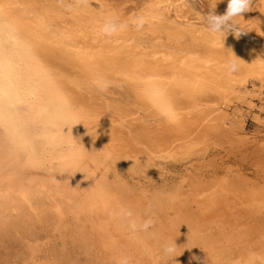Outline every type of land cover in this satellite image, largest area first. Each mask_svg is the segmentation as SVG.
I'll return each mask as SVG.
<instances>
[{"label": "bare ground", "instance_id": "obj_1", "mask_svg": "<svg viewBox=\"0 0 264 264\" xmlns=\"http://www.w3.org/2000/svg\"><path fill=\"white\" fill-rule=\"evenodd\" d=\"M61 1L0 0V128L5 136L3 142L4 144L6 143V145L0 144V205H4V202L10 204L11 194L14 193L19 201L20 208L29 207L32 201L36 200V194L39 195L42 190H52L53 194L49 202L53 210L50 209L55 211V214L60 218H62L61 216L72 214L74 220L78 223L83 241L98 238V241H100L97 242L96 240L95 244L96 242H101V246L98 247H102L103 250H109V252L107 251L109 256L112 251L113 254L111 255L113 256L110 257L116 261L120 254L118 250L114 252V248H116L114 240L116 237L112 236L115 234L114 231L112 230L113 233L110 231L112 235L109 234L111 228L108 230L110 226L104 224L105 221L101 222L104 219L94 221L88 215L87 210L91 208H89L88 204L86 207L83 206V203L86 202L82 200L83 198L78 199L77 195H80V193H76L75 198L72 199L70 195L67 196L59 188H54L43 181L35 183L30 178H27L26 184L23 185L20 182L22 172L28 167L27 161L32 157L24 154L25 159H27L22 165L13 160L19 157L21 150L26 151L28 149L31 155L41 153L48 158L52 165L59 169L62 182L59 184L65 183L69 178H80L89 188L94 186V191L91 190L90 195H98V191L95 189L97 179L95 174L89 170V167L92 164L101 166L103 162H119V160H115L113 158L114 153H110L111 150L109 149V152L100 143L102 135H106L104 134L105 131L103 133L100 128L102 125L97 121L98 118L96 120L99 114L92 109L91 105L92 97L97 96L96 94L103 95L91 86L92 79L102 76L111 81V86L118 85L120 89V85L126 87L132 103L138 108L137 110L147 112V115L161 122H157L158 124L163 125L162 134L157 132L159 134L158 139L155 137L156 133L151 134L152 132L150 133L148 130L143 136L147 140L152 141L151 143L146 140L147 142L160 147L167 142L169 135L175 137L170 139V141H173L177 138L182 140L184 137L189 136V133L193 134L187 126L186 129L181 127L178 128L180 130H175L174 125L178 126L180 123L183 124L182 122L189 123L190 121L186 120H189L192 113H198V116H200L204 110H201L200 104L211 96L214 95V98L216 96L218 98L223 97L239 82L256 80L258 84L262 76H264V54L258 53L249 44L250 42H246L247 40H243L241 36L237 37L233 32L228 33L225 38L223 35H210L204 22L205 20L203 21L200 14L186 0H129L136 7H142L140 9L136 8L137 11L134 14L154 17L150 21L155 27V31L152 33L154 35L150 33L151 36H147L149 34L142 36V33L136 38L134 35L131 37L132 32L126 31L127 28L110 38L104 36L100 30L108 16L113 14L124 16L125 13H120L121 7L114 8V10L109 9L115 11L113 13L103 9L104 14L100 11L97 16H95L96 14L94 16L89 14V16L85 17L83 16L84 14L80 15L75 11L70 14L67 10L61 11V9L65 8ZM70 2L68 3L70 4ZM121 2H126V0ZM115 3H118V1ZM101 4L103 8L108 10L104 0L103 2L101 0ZM80 7L78 8L79 10ZM78 9L76 10L78 11ZM248 13H242L240 18L247 19L246 15ZM127 18L129 16L124 18L123 21ZM260 21L264 23V15H262V20ZM161 30H164L162 34L164 39L161 38L159 40L160 36L158 34ZM141 31L143 30L138 32ZM143 32H146L145 29ZM137 34L135 32V35ZM233 53L238 59H241L239 61L241 67L235 74L228 76L226 61ZM122 89L124 88L122 87ZM209 100L206 102L210 103L211 100ZM118 102L121 103L120 101ZM215 104H208L211 105L208 109L213 108L212 105L216 107ZM122 105L124 106L125 104ZM202 106L203 108L208 107L203 104ZM110 108L112 107L109 105L105 106V110L109 112ZM116 110L119 112L125 111ZM215 111H213L214 114ZM119 112L117 118H121L119 117ZM129 112L126 110L124 114ZM206 116L204 115L201 119ZM195 117L197 119V116ZM215 118V115H213L207 119L212 121ZM92 119L96 121L90 122ZM102 119L103 117L99 121L107 118ZM198 122L200 123V120ZM77 123L80 124L75 125ZM204 123L206 124L207 122ZM105 125L103 124L104 127ZM196 125L193 126L197 129L201 126L200 124L199 126ZM112 127L114 129L108 127V132L113 131V134H118L119 139L121 137L120 134L125 133L121 138L125 137L122 140L125 139V142H129L128 145H130L132 141L129 139V135L126 132H122L123 129L118 128L119 126L116 129L115 126L112 125ZM157 127L160 126L158 125ZM110 128L112 131L109 130ZM204 128L206 129V127ZM172 129L175 131L171 132ZM217 129L219 128L217 127ZM144 131L146 130L144 129ZM192 131H195V129ZM106 134L108 135V133ZM108 136H106V139L109 138L110 140L112 135L111 137L110 135ZM153 137L156 138V141L152 139ZM116 138L117 135L114 139ZM192 138L194 137L192 136ZM122 140H120L121 143L123 142ZM197 140L196 142H198ZM117 141L119 144L118 149L121 147L120 149L122 150L119 140ZM159 141L161 142L159 143ZM180 142L179 144L181 145L182 143ZM194 142H191V144ZM112 144L114 145V143ZM191 144L185 147L191 149ZM122 145H125L124 142ZM170 147L172 146L170 145ZM173 147L175 146L173 145ZM125 150L130 149L127 148ZM125 150L120 153L122 154ZM160 150L158 151L161 152ZM184 150L182 153H184ZM89 152L99 154L101 158L90 159L88 158ZM7 153H9L11 158L4 160L3 157ZM66 156H70V158L62 161V157ZM137 157L142 158V156ZM132 158L134 159V157ZM133 159L130 161L131 163L136 161H133ZM123 160H126L125 157ZM127 160L129 163L130 159L127 158ZM198 185L200 184L198 183ZM191 190H194V188ZM256 190L258 188H255ZM261 191L259 193H247L248 198L247 195H244L251 203V207H247L256 208L259 204L264 203V192ZM199 192L202 193V191ZM210 192L204 193L208 196L207 198L212 199L214 196L215 198L216 196H221L217 191L218 195L213 190ZM220 198H216L218 202ZM216 199L215 201L217 202ZM35 202L33 201V203ZM210 205L213 204L211 203ZM121 206L123 207L124 205L121 204ZM101 209L100 214H107L108 218L115 215L113 214L114 210L110 207H102ZM95 220L97 219L95 218ZM111 220L110 222L113 221Z\"/></svg>", "mask_w": 264, "mask_h": 264}, {"label": "rangeland", "instance_id": "obj_2", "mask_svg": "<svg viewBox=\"0 0 264 264\" xmlns=\"http://www.w3.org/2000/svg\"><path fill=\"white\" fill-rule=\"evenodd\" d=\"M69 1L72 3L69 4ZM117 1L118 3H115ZM121 1L125 0L114 2L113 0H104L108 9L106 10L102 7L101 0H88V7L87 5L78 4L76 0H62L61 3L65 8L61 11L67 10L69 14L75 11L80 15L84 14L83 16L86 17L89 14H93V16L96 14L95 16H97L100 11L104 14L103 9L113 13L115 11L111 10L121 7L120 13L125 14L119 16V18L123 21L124 18L129 16L124 22L129 24V27L125 30H129V33L132 32L131 37L134 35L136 38L142 33V36L154 35L152 33L155 31V27L153 23H150L154 17H147L148 23L142 29L143 31L145 29L147 33L138 32L131 21L139 16L134 13L142 7H136L129 0H126V2ZM186 1L202 18H206L211 12L216 15H223L227 9V0H219V2L218 0ZM129 4L130 6H128ZM114 5L116 6L113 7ZM79 7L81 11L78 9ZM89 9L90 11H88ZM249 11H247V13L249 12L246 15L247 19L237 18L240 30L245 31L240 36L243 40H247L246 42H250L249 44L258 53L264 54V23L260 21L262 15H264V0H253ZM130 15L132 16L130 17ZM149 26L153 27L149 28ZM135 32L138 34L135 35ZM163 32L164 30H161V34L157 33L160 36L159 40L163 38ZM232 32L230 30L228 33ZM262 80H264V76L259 81L261 83L258 82V84L256 80L236 83L234 88L223 97L218 98L215 95L214 98L213 95L208 98L212 102L210 100V103L206 102L208 100L203 101L204 103H201L200 107L201 110H204L200 116H198V113H192L189 120H186L190 121L189 123L182 122L183 124H178L180 127L174 125L175 130H180L178 128L181 127L186 129L187 126L193 134L189 133L190 135L182 140L177 138L173 141H170V139L175 137L169 135L167 142L162 143V147H156L151 144L152 141L143 137L147 130L150 133L152 132L151 134H157V132L162 134L163 125L157 123L160 121L147 115L145 111L137 110L138 108L132 103L126 87L120 85L121 89L124 88L122 89L123 92L118 85L111 86L106 94L102 93L103 96L96 94L98 97H92L91 107L99 116L101 115V117H96V120L98 118L97 121L102 125L100 128L103 133L105 131L104 134L107 137L112 135L113 138L111 137L110 140L117 135L118 139H116L119 140L122 150L121 147L118 149L119 144L116 139L112 142L102 135L100 139L102 147L108 149L109 152L111 150L110 153H114L113 158L119 160V162H103L101 166L92 164L89 167V170L95 174L97 179L95 189L98 191V195H90V191H94V186L89 188L80 178H69L65 183L59 184L62 183L59 169L52 165L45 155L41 153L31 155L28 149L26 151L21 150L19 157L13 160L22 165L27 159H25L24 154L32 157L27 161L28 167L22 172L20 182L25 185L27 178L32 179L35 183L43 181L64 191L72 199L75 198L76 193H80V195H77L78 199L83 198L82 200L86 202L83 203V206L86 207L88 204L91 208L87 210L88 215L94 221L104 219L101 222L105 221L104 224L110 226L106 225L108 230L111 228L109 234L112 235V230L114 231L115 234L112 235L116 237L114 239L116 245L114 252L118 250L120 255L129 256L131 264H264V203L259 204L256 208H250L251 203L249 199L247 200L249 193H259L261 190V192H264V81ZM106 102L112 103L108 104ZM202 104L208 107L203 108ZM208 104H215L216 107L212 105L213 108L208 109L211 107ZM106 105L112 107L110 112L105 110ZM116 109L130 112L126 115L124 114L125 111L119 112ZM213 111H215V114ZM118 112L120 113L119 117L122 119L117 118ZM130 114L131 116H129ZM138 115L140 118H138ZM204 115L207 116L201 119ZM213 115H215L216 120H208ZM195 116H197V119ZM102 117L107 119L99 121ZM93 120L96 121L92 119L90 122H93ZM103 124L109 125L104 127ZM112 125L115 126V129L118 126L121 130L123 129L122 132H126L132 141L131 143L136 145L134 146L131 143L128 145L129 142H125V139L122 140L125 137H121L125 133L120 134L119 139L118 134H113ZM158 125L160 127H157ZM193 125L199 126L198 129ZM174 126L172 127L174 128ZM108 127H111L109 129L112 131L111 134L108 132ZM151 129L152 131H150ZM194 129L195 131H192ZM175 130L172 129L171 132ZM3 133L0 128V144H4L5 136ZM156 134L155 137L158 139L159 134ZM205 134L208 136L206 137ZM155 137L152 139L155 140ZM120 140L124 142L126 147L122 145L123 142L121 143ZM183 140L185 141L182 142ZM179 141H181V145ZM191 142L194 143L191 144ZM189 144L192 146L191 149L186 148ZM127 148L130 150H125ZM182 149H185L184 153H182ZM124 150L125 152L121 154L120 152ZM127 151L131 152L127 153ZM129 153L131 154L129 155ZM143 155L146 157L143 158ZM137 156H142L143 159ZM124 157L126 160H123ZM10 158L9 153L3 157L4 160ZM88 158L96 159L101 158V156L89 152ZM127 158L130 159L129 163ZM131 158L136 161L131 163ZM193 188L195 191L191 190ZM196 188L199 194L196 192ZM255 188H258V190L255 191ZM212 190L215 193L217 191L224 198L219 195L222 198L221 200L220 197L216 196V198H220L219 202L215 196L212 199L207 198L208 196L205 194L209 191L212 192ZM199 191H202V193ZM52 194V190H42L39 195L36 194L37 198L33 200L36 201L35 203L32 201L29 207L20 208L17 196L12 193L11 203L4 202V205H0V264H115V260L110 257L113 256L111 255L113 254L112 248H109L112 252L109 256L107 254L109 250L98 247L101 246V242L97 243L100 241H98V238L86 239L89 242L83 241L78 223L74 220L72 214L60 218L55 214V211H52L49 202ZM244 195H247V198ZM118 199L120 200L118 201ZM149 202L155 204L153 212L149 214L156 221L154 226L148 232L131 231L127 226V220L118 215L119 210L122 208L121 204L133 212L134 219L143 222V220L149 218L145 215V209ZM211 203L213 205H210ZM214 203L216 204L214 205ZM102 207H110L114 210L113 214L115 215L108 218L107 214H100ZM170 241H175L178 246L176 253L178 257H175L174 261H170L163 252V245ZM193 257L198 259H193Z\"/></svg>", "mask_w": 264, "mask_h": 264}, {"label": "clouds", "instance_id": "obj_3", "mask_svg": "<svg viewBox=\"0 0 264 264\" xmlns=\"http://www.w3.org/2000/svg\"><path fill=\"white\" fill-rule=\"evenodd\" d=\"M76 2L80 5H85V6L88 4V0H76ZM252 3L253 0H228L225 14L216 15L213 12L208 14L207 17L203 19H205L209 34L212 36L223 35V37L225 38V36L231 30L235 33L237 37H239L240 34L244 33L245 31L240 30L239 25L237 23V18L241 17L242 13L249 11L250 5H252ZM147 22H148L147 17L143 15H139L131 21L132 25L135 27L137 31L142 30ZM128 27L129 24L127 22L121 21L119 16L113 14L105 19L100 30L104 34V36L110 38L118 35L120 32L124 31ZM240 60L241 59H238L234 55V53L232 54L231 57L227 59L226 68H227L228 76H232L239 70V68L241 67L239 63ZM91 86L94 87L98 93H105L108 91L109 87H111V81L105 79L102 76H97L91 80ZM80 123H77L75 125H78ZM69 158L70 156L62 157V161ZM154 208H155V204L149 202L147 208L145 209V215L149 216V218L143 220V222H138L137 219H134L133 212L125 207H122L119 210L118 215L122 219L127 220V226L131 231L148 232L156 222L155 219L149 215L150 213L153 212ZM57 211L59 210L57 209ZM177 249L178 246L175 243V241H170L163 245L164 255L170 261H174V258L178 257L176 254ZM193 259H198V258L193 257ZM115 264H131V258L127 255H120L119 257L116 258Z\"/></svg>", "mask_w": 264, "mask_h": 264}]
</instances>
